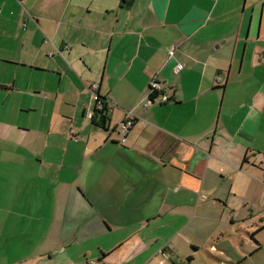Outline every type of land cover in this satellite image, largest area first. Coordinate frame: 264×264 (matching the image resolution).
Wrapping results in <instances>:
<instances>
[{"label":"crops","instance_id":"obj_1","mask_svg":"<svg viewBox=\"0 0 264 264\" xmlns=\"http://www.w3.org/2000/svg\"><path fill=\"white\" fill-rule=\"evenodd\" d=\"M60 98L47 175L22 116ZM263 159L264 0H0V264H264Z\"/></svg>","mask_w":264,"mask_h":264},{"label":"rangeland","instance_id":"obj_2","mask_svg":"<svg viewBox=\"0 0 264 264\" xmlns=\"http://www.w3.org/2000/svg\"><path fill=\"white\" fill-rule=\"evenodd\" d=\"M63 86H64V84H62V88H63ZM90 95H91V93H90ZM61 98H63V97H61ZM61 98L57 102L54 101L55 104L47 105L46 106L47 108L45 110H38V112L36 114H30L28 116H22V123L25 125H28V127L32 129V136L34 139V144L32 146L31 145L25 146L23 144L22 147L18 151H21L24 156L29 157L30 161L34 160V158L36 156H39L43 161L42 167L45 168V174H47V175H53V169H51L49 167V165L47 164L48 157H49V153H48L49 149H48V146L46 144H44V133L48 129H51L50 137L51 136H58L61 129H62L64 136H67V137L71 136L74 138V134H75L74 129H70V128L66 127V125H68V122L64 121L63 117L68 116L69 110L64 105L61 106V104H62ZM90 104H91L90 105L91 108H89V109H90V112H92L93 111V104H94L92 101V98H90ZM77 113H78L77 118L81 120L82 119V112L79 111ZM85 118L89 119L88 116H86ZM85 122L89 123V121H87V120ZM77 126H78L77 123H75V128H78ZM114 136H116V135L114 134ZM90 138H92V136H90ZM38 141H39V145L36 144V142H38ZM258 163L259 162H257V165H258L260 170L259 169H253V171L255 173H257L255 175V178L257 177L260 180L261 170H264V159L262 160L261 164H258ZM17 168L19 169L20 167L18 166ZM25 168L28 169V166H25ZM222 182L225 183L227 181L222 180ZM240 187H242V186H239V190H240ZM245 191L248 192V186H243V200L247 199ZM254 197L255 196H252V198H254ZM262 197L264 198V192L262 194ZM263 203H264V200H263ZM256 211H257L256 207L252 208L250 203L248 205H245V202L243 201V219L248 217L251 212L255 214ZM244 230H245V227L243 228V231ZM263 235H264V228L262 230H260V232L254 234V235H251V233H249L247 235V237L243 233V257L247 255L244 252H245V248L249 246V244H250L249 242H251V240L253 241V239L254 240L258 239L259 236H263ZM247 256H249V255H247ZM204 257H205V255H204ZM252 259L254 261H252L253 263H251V264H260L259 260H263V255L262 254L258 255V256L255 255L252 257ZM176 261H178V260H176ZM248 262H250V261H248ZM167 264H171V262L168 261ZM248 264H250V263H248Z\"/></svg>","mask_w":264,"mask_h":264},{"label":"built area","instance_id":"obj_3","mask_svg":"<svg viewBox=\"0 0 264 264\" xmlns=\"http://www.w3.org/2000/svg\"><path fill=\"white\" fill-rule=\"evenodd\" d=\"M174 51H175V46L172 47L168 51V56L169 57L173 56ZM49 55L51 56L52 54H49ZM179 69H180V67H179V65H177L174 68V72L177 73L179 71ZM97 88H98V86L96 84H92V85L88 86V89H89L91 96H92L91 97L92 101L94 103L93 104V111L87 114L88 118H90V119L92 118L94 110L95 111H102V112H104V114L109 115L108 114L109 110L107 108V102L98 94ZM148 88H149V90H148L149 102L150 101L152 102L155 100H158V102H160V103L168 102V98L165 95L160 93V90H161L160 84L155 79H152L149 82ZM154 93H157V95L155 96V98L153 100H151L150 96ZM133 123H134V121L132 119L131 114H127L126 119L123 122H120L118 124V126L116 127V132L123 137L122 141H124V137H125L126 133L130 130V128L133 126ZM261 179L264 182V170H261ZM88 264H100V263H98L97 261H89Z\"/></svg>","mask_w":264,"mask_h":264},{"label":"trees","instance_id":"obj_4","mask_svg":"<svg viewBox=\"0 0 264 264\" xmlns=\"http://www.w3.org/2000/svg\"><path fill=\"white\" fill-rule=\"evenodd\" d=\"M156 95H157V93L152 94L150 96V99L153 100ZM91 120L98 127L102 128L104 130L107 129L106 128V123L108 121V118L105 116L104 112H102V111H95L94 110Z\"/></svg>","mask_w":264,"mask_h":264},{"label":"flooded vegetation","instance_id":"obj_5","mask_svg":"<svg viewBox=\"0 0 264 264\" xmlns=\"http://www.w3.org/2000/svg\"><path fill=\"white\" fill-rule=\"evenodd\" d=\"M105 116H106V117H108V115H107V114H105ZM106 128H107V123H106Z\"/></svg>","mask_w":264,"mask_h":264}]
</instances>
